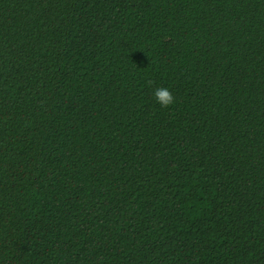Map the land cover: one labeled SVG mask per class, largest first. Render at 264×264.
Instances as JSON below:
<instances>
[{"label":"trees","instance_id":"obj_1","mask_svg":"<svg viewBox=\"0 0 264 264\" xmlns=\"http://www.w3.org/2000/svg\"><path fill=\"white\" fill-rule=\"evenodd\" d=\"M0 264H264V0H0Z\"/></svg>","mask_w":264,"mask_h":264},{"label":"clouds","instance_id":"obj_2","mask_svg":"<svg viewBox=\"0 0 264 264\" xmlns=\"http://www.w3.org/2000/svg\"><path fill=\"white\" fill-rule=\"evenodd\" d=\"M154 96L157 103H159L163 108H168L175 103V97L168 89L158 88L155 90Z\"/></svg>","mask_w":264,"mask_h":264}]
</instances>
